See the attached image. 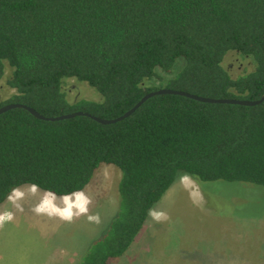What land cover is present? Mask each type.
Returning <instances> with one entry per match:
<instances>
[{
	"label": "trees",
	"instance_id": "1",
	"mask_svg": "<svg viewBox=\"0 0 264 264\" xmlns=\"http://www.w3.org/2000/svg\"><path fill=\"white\" fill-rule=\"evenodd\" d=\"M253 68L233 76L225 56ZM9 101L45 116L75 111L115 118L148 92L213 98L264 94V0H0V80ZM99 100H70L67 79ZM102 164L121 170L119 203L80 264L123 256L152 210L182 176L264 188V101L209 103L176 94L147 99L110 124L78 115L39 119L24 108L0 114V205L32 185L56 196L83 191Z\"/></svg>",
	"mask_w": 264,
	"mask_h": 264
},
{
	"label": "rangeland",
	"instance_id": "2",
	"mask_svg": "<svg viewBox=\"0 0 264 264\" xmlns=\"http://www.w3.org/2000/svg\"><path fill=\"white\" fill-rule=\"evenodd\" d=\"M223 64L234 77L253 68L252 61L237 52L228 53ZM10 74L6 66L0 103L17 93L8 84ZM65 90L70 100L101 97L75 78L66 80ZM120 179L117 166L102 164L87 187L70 196L32 185L16 189L0 205V215H11L0 224V264H80L81 255L118 208ZM204 186L206 190L194 178L180 177L152 210L162 218L150 215L128 251L107 264H264V188L227 181ZM81 193L89 201L88 211L71 220L37 211L46 200L62 210L65 198L74 203Z\"/></svg>",
	"mask_w": 264,
	"mask_h": 264
},
{
	"label": "water",
	"instance_id": "3",
	"mask_svg": "<svg viewBox=\"0 0 264 264\" xmlns=\"http://www.w3.org/2000/svg\"><path fill=\"white\" fill-rule=\"evenodd\" d=\"M158 94H176V95H182L186 96L192 99H196L203 102H209V103H235V104H242V105H257L264 101V94L261 96V98L256 100H249V99H237V98H213V97H207V96H201L198 94H194L191 92H187L184 90H178L173 88H160L158 90H154L151 92H148L145 94L140 101H138L132 108H130L128 111H126L124 114L115 117V118H102L96 115L91 114L90 112L85 111H75L71 113L61 114L59 116H45L41 114L39 111H37L35 108L28 106L26 104H22L19 102L14 103H7L0 107V114L13 109V108H24L27 109L29 112H31L34 116H36L39 119L49 120V121H57V120H63L67 118H72L78 115H85L89 116L98 122H101L103 124H110L118 122L128 116H130L135 110H137L147 99L150 97H153Z\"/></svg>",
	"mask_w": 264,
	"mask_h": 264
},
{
	"label": "clouds",
	"instance_id": "4",
	"mask_svg": "<svg viewBox=\"0 0 264 264\" xmlns=\"http://www.w3.org/2000/svg\"><path fill=\"white\" fill-rule=\"evenodd\" d=\"M16 194L20 195L18 192ZM65 202H66V207L61 210V209L53 208L51 206V202L46 200L44 202V205L37 208V211L38 212L49 211V214H58L59 216H61V218L66 220H71L74 214L76 215L84 214L88 211L87 204L89 201L84 197L82 193L77 195L74 203L70 200V198H65ZM74 209H75V213H74ZM151 215H153V217L157 220L161 219L163 216L162 213H156V212H152ZM10 219H11L10 214L6 213L0 215V224H2L5 220H10ZM89 219H92V217H89Z\"/></svg>",
	"mask_w": 264,
	"mask_h": 264
},
{
	"label": "crops",
	"instance_id": "5",
	"mask_svg": "<svg viewBox=\"0 0 264 264\" xmlns=\"http://www.w3.org/2000/svg\"><path fill=\"white\" fill-rule=\"evenodd\" d=\"M42 264H45V261H44V263H42Z\"/></svg>",
	"mask_w": 264,
	"mask_h": 264
}]
</instances>
